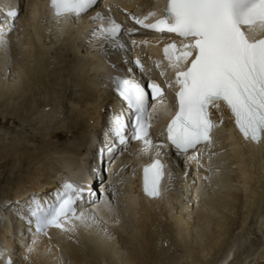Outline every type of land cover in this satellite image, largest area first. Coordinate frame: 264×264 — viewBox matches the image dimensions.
<instances>
[{
	"label": "bare ground",
	"instance_id": "obj_1",
	"mask_svg": "<svg viewBox=\"0 0 264 264\" xmlns=\"http://www.w3.org/2000/svg\"><path fill=\"white\" fill-rule=\"evenodd\" d=\"M20 2L21 0H0V26L4 28V38L7 40L6 46H0V108H6L5 111L9 115L7 117L13 120V124L19 123L16 118L20 121L25 118L24 111H32L31 116H36L37 120L43 119L41 121L43 123L57 122L60 119V109L59 118H57V112H51L53 108L48 107H52V102L60 103L57 100H60L62 91L70 87L66 84L68 78L65 73L67 70L70 72L72 67H58L57 61L54 60H58V57L66 52L62 50H67L70 56L77 59L75 69L73 67L71 71L77 72L74 82L75 89L82 94L80 107L77 108L78 104L74 107L73 101L66 103L68 111L72 112V117L69 115L73 119V122L69 124L70 130L67 126L65 131L58 129L45 136L62 139L69 131L74 130L77 139L83 143V149L79 148L82 145L76 142L68 143L69 140L66 141L68 144H50L41 147L32 145L31 147L27 138H20L21 141L15 140L14 148L0 146V163H2L0 169L7 168L5 169L7 173H15L13 179L7 177L0 180V188L5 189L4 192H0V253H3L0 264H5L9 258L13 264H172L181 261H185V264H196L198 261L207 259V256L216 248L219 239L234 224L232 215L234 216L238 211L242 217L239 228L251 217L255 230L261 236L260 245L253 250L250 249L252 247H249V242L248 248L245 245L248 251L250 249V255L259 254L252 263L264 264V252H260L264 250L262 231L264 229H262L264 225V142L254 144L250 140L240 138L230 128L226 111L223 112L226 118L219 123V126L225 128L222 133L225 144L222 143L216 149L219 151V156L214 158L209 154L214 150L212 146L216 144L215 128L212 143L203 148H197L193 151L195 154L187 157L189 166L193 167L188 175L184 172L181 161L178 165L176 164L178 174L176 173V180L173 182L169 180L173 173L164 169L165 177L161 182L159 196L150 197L141 192L144 174L139 166L147 165L154 159L165 163L168 145L158 138L163 134L164 126L160 127L159 123L154 125L158 137L155 135L152 139L153 146L166 145L160 150L158 156L155 147L148 152H142L141 141L131 144L130 150L126 146L120 149L117 142L110 141L112 136L109 134L110 122L121 111L114 95L111 77L120 73L122 65L116 67V63L123 62V66L128 68L126 60L135 58V62H141L143 57L145 64L151 67L153 64L148 62L150 55H155L157 52V46L152 45L154 40L146 41L145 37L138 34L142 32L129 18H140L145 15L144 13L148 15L149 12L157 10L161 0H106L105 6L100 11L105 14L113 13V11L121 12L122 25L128 28L127 41H124L123 48L104 44L106 41L93 35V31L101 26L100 22L94 19L97 12H90L80 18H57L49 6V0H27L26 12L23 8L21 13L24 15L20 14L16 17L14 30L9 32L8 25L11 21L5 14L9 9H15L18 12L22 5ZM99 2L100 0H97L94 10ZM145 2L150 3L147 9H143ZM60 39L65 42L57 47ZM134 41L138 43L134 44ZM96 44L101 45L100 52H88L87 49ZM80 48L85 49L84 54L87 53L89 56L83 55L85 58L81 59ZM48 51L53 52L50 59L54 61L53 64L47 63L49 53L46 52ZM155 59L158 57L155 56ZM159 67L156 66V68ZM43 68L45 71L47 69V72L51 70V74L54 72L50 82L54 80L60 83L59 88L55 87L51 90L52 88L49 87L51 85L43 78ZM59 68L64 70L63 76H60L61 73L58 74ZM161 68L167 69L166 66ZM144 71L152 72L144 68L135 73L143 78ZM155 83L159 84V81ZM40 84L45 85L43 90H38L37 87ZM41 95L45 98L53 95L55 100L47 102L36 98ZM11 99L17 100L19 106L11 105L9 103ZM6 103L8 104L5 105ZM64 104V101H61L60 105ZM154 104L163 106L157 101H154ZM103 109L104 112H102ZM44 111L49 116L45 115ZM0 116V120L7 119L2 117V113ZM6 121V123L3 122L4 126L8 124V120ZM86 121L87 124H91L87 126L91 133L99 129V134L95 132L99 141L97 149L93 150L92 158H88L90 167L95 170L89 180H83L84 176L76 177L82 162L79 159L84 157L85 149H88L94 141L92 134L88 136L89 133H83ZM38 137L33 139H40ZM43 138H45L44 135ZM115 150H117L116 154ZM97 151L100 153L104 151L102 157L95 154ZM123 151L126 153L120 155ZM16 155H18L19 163L17 167ZM226 155L228 161L225 159ZM231 158L234 159L233 164L228 167ZM50 160L53 164L48 166L47 162ZM107 161L109 162L105 164ZM226 161L229 163L226 164ZM223 164H226L225 169L228 170L229 176L231 173H237L234 179L229 180L230 183H227L228 178H226L227 182L220 185L222 177L218 171L220 173ZM24 167L30 168H27V172L18 174ZM15 168L16 171H12ZM5 180L10 181L8 186L6 185L7 188H4L5 185L2 184ZM65 183L83 186L82 197L85 199L82 205L76 204V210L77 215L82 212L89 217L87 223H81L69 217L64 227L74 230L63 231L60 228L49 227L46 235L36 234L35 224L26 225L27 220L24 218L31 199L35 197L41 201L51 202L56 192L61 190ZM98 184L100 186L97 187ZM222 189L225 190L220 197ZM121 204L126 205V211H128L126 218H121ZM218 211L222 214L226 213L223 220L215 217ZM158 223L162 226L167 223L168 226L158 231L159 226H156ZM211 229L215 237L213 234L211 236L213 233ZM167 237L171 241L169 246L163 240ZM120 241H122L121 245H119ZM232 242L234 243L230 251L217 264H231L235 260L236 249L241 248L243 244L239 245L234 240ZM191 243L195 247H192ZM172 246L180 248L179 259L171 254ZM29 247L33 249L30 253L27 251ZM259 249V253L256 254ZM25 256L28 259H25ZM247 261H249L248 258L242 264H248Z\"/></svg>",
	"mask_w": 264,
	"mask_h": 264
},
{
	"label": "snow or ice",
	"instance_id": "obj_2",
	"mask_svg": "<svg viewBox=\"0 0 264 264\" xmlns=\"http://www.w3.org/2000/svg\"><path fill=\"white\" fill-rule=\"evenodd\" d=\"M96 3L97 0H50V8L57 18H80ZM5 15L11 21L10 32L18 12L9 9ZM94 19L101 24L93 31L94 36L124 47L119 39V24L99 12ZM135 19L143 28L171 36L163 54L172 76L167 87L174 93V105L167 107L164 92L155 82L145 86L134 78L113 77L114 91L126 102L130 118L116 115L111 120L115 140L124 144L130 134L131 139L142 142V152L155 147L157 156L166 146H153L150 138L148 109H155L150 104V89L151 100L164 105L168 114L167 141L179 153L187 155L202 143L210 145L213 129L222 123L212 117L216 113L222 116L225 110L245 140L264 142V0H166L159 13L153 11L143 20ZM6 44L4 28L0 26V46ZM161 168L159 160L144 168V191L149 196L160 194L157 185ZM150 171L154 172L151 186ZM83 192V186L65 183L51 202L33 197L24 218L29 225L35 224L36 234L46 235L49 227L72 231L64 227L69 217L85 224L89 219L82 212L77 215L76 204ZM27 251L33 249L29 247ZM5 264L13 261L9 258Z\"/></svg>",
	"mask_w": 264,
	"mask_h": 264
},
{
	"label": "rangeland",
	"instance_id": "obj_3",
	"mask_svg": "<svg viewBox=\"0 0 264 264\" xmlns=\"http://www.w3.org/2000/svg\"><path fill=\"white\" fill-rule=\"evenodd\" d=\"M23 1V2H22ZM26 2H27V0H21V2H20V5H21V7H20V10L18 11V15H20V14H22L21 13V11H22V9L23 8H25V9H23V10H25V12H26ZM24 4V5H23ZM147 7L149 8L150 7V3H148V2H145V4L143 3V9H147ZM24 14H22V16H23ZM22 18H20V20H21ZM93 37V36H92ZM62 39H60V42L58 43V45H56L57 47L58 46H60L63 42H65L64 40H62ZM136 41V40H135ZM134 41V44L135 43H138V42H135ZM55 46V47H56ZM21 48V47H20ZM81 50H80V53H79V56H80V58L81 59H84L85 57H88L89 55H87V53H85L84 54V52H86L85 51V49H83V48H80ZM89 49H91L90 47H89ZM89 49H87V50H89ZM22 50V49H21ZM84 50V51H83ZM23 51V50H22ZM52 51V50H51ZM51 51H48V52H46L48 55H49V57L47 56V60H48V58H49V60L47 61V63H49V64H53L54 63V61H57V64H58V67H64V66H67V68H70V66L72 67V68H70V72H68V70H67V73H65V75H67L66 77L68 78V80H67V82H66V84H68V86H70V87H68V89L66 90V89H64L63 91H62V93H61V97H60V100L58 99L57 100V102L58 101H60V103H58V104H55V103H53L52 101L53 100H55V98H53V95L51 96V97H44V96H38V97H36L37 99H42V101H47V102H52V107H48V108H53V110H51V112H57V118H59V109H60V119H58L57 120V122H55L54 121V123H49V122H41V121H43V119H36V116H31V113H32V111L31 112H23L24 113V115H25V118H23V120H19V118H16L18 121H19V123H12L13 122V120H11V119H8V117L7 116H9L7 113H6V108L4 107V108H0V114L2 113V117L3 118H6L7 117V119H4V120H0V146L1 147H8V148H14L15 147V145H16V141H21L20 140V138H22V139H24V138H27V139H29V144L31 145V147H32V145L34 146V147H41L42 145L43 146H47V145H50V144H56V145H61V144H68V143H71V142H76V144H80V145H82L83 143L81 142V141H79L78 139H77V134H76V132L74 131V130H72V131H69L68 133H67V136L66 137H63L62 139H57V138H52L50 135H49V137L47 138L45 135H48L49 133H52V132H54V131H56V130H58V129H60V130H67V126H68V128H69V130H70V128H71V126L69 125L71 122H73V119L72 118H70V116L72 115V112H70V111H68V109H67V104L66 103H68V102H71V101H73L74 102V104H75V106L74 107H76V104H78V107L77 108H79L80 107V100L82 99V97H80L82 94L81 93H79V92H77V90L75 89L76 88V84H75V82H74V77H77V72H75V70H74V72H72L73 71V67H74V69H75V64H76V62H77V59L76 58H73L72 56H70L69 55V53H68V51L67 50H62V51H66L65 53H62L59 57H58V60L56 59V60H54V61H50V59L52 58L51 56V54L53 53V52H51ZM83 55L85 56V57H83ZM87 55V56H86ZM78 56V57H79ZM83 57V58H82ZM43 73L42 74H44V76H43V78L44 79H46V81H47V83L49 84V85H51V86H49V87H51L52 89L51 90H54V88L55 87H57V88H59V84L60 83H56V81H54V80H52V82H50V78H51V76L54 74V72H52V74H51V70H49L48 72H47V69H46V71H45V69L43 68ZM72 70V71H71ZM50 72V73H49ZM11 73V72H10ZM61 73V74H60ZM47 74H51V75H49V76H47ZM58 74H60V76H63L64 75V70H60V68H59V71H58ZM10 77H12L11 75H10ZM49 80V81H48ZM35 82H37V81H35ZM72 86V87H71ZM41 87V88H40ZM44 87H45V85L44 84H40V86L39 87H37L38 88V90L39 89H44ZM74 87V88H73ZM71 88V89H70ZM50 90V89H49ZM71 91V92H70ZM74 91H75V93H74ZM64 94V95H63ZM78 97H79V99H78ZM84 97V96H83ZM72 99V100H71ZM2 101V100H1ZM61 101H64V105H66V107L64 106V105H60L61 104ZM76 102V103H75ZM9 103L11 104V105H17V107L19 106V104H18V102H17V100H14V99H11L10 101H9ZM8 103H6L5 105H7ZM58 105V106H57ZM106 106H108L107 104H106ZM105 106V107H106ZM20 108V107H19ZM44 112H46V111H44ZM6 113V114H5ZM28 113V114H27ZM4 115V116H3ZM45 115H47V116H49V114H47V112L45 113ZM45 115H40V116H45ZM70 115V116H69ZM1 117V116H0ZM29 117V118H28ZM72 117V116H71ZM67 119V120H66ZM6 120H8V124L7 125H3V122L4 123H6L7 121ZM69 120H72V121H69ZM6 121V122H5ZM11 121V122H10ZM46 121V120H45ZM46 123H48V124H46ZM88 122L86 121V123H85V130H84V134H88V136H91V134L93 135V137H94V141L91 143V145L89 146V148L87 149H85V151H84V153H85V155H84V157L83 158H80L79 160L80 161H82L81 162V167H80V169L78 170V172H77V174H76V177L77 176H84L83 178V180H85V179H87V180H89V179H91V175L93 174V171H95L94 169L92 170V168L90 167V165H89V159H90V157L92 158V156H93V154H94V151H95V149H97L96 147H97V145H98V143H99V141H97V138H98V135H96L95 136V132L97 131V133L99 134V129H96L95 130V132L93 133H91V130H90V128H88L87 126H91V124H87ZM81 124V123H80ZM79 124V125H80ZM87 124V125H86ZM109 126V125H108ZM80 127V126H79ZM109 128H110V126H109ZM108 127H107V129H109ZM106 129V130H107ZM80 131V130H79ZM78 131V132H79ZM96 133V134H97ZM43 135H44V137L45 138H43ZM36 136H39L38 138H40V139H37V138H35V139H33L34 137H36ZM72 138V139H71ZM16 140V141H15ZM45 140V141H44ZM69 140V141H68ZM15 141V142H14ZM61 141V142H60ZM66 141H68V143L66 142ZM71 141V142H70ZM79 142V143H78ZM14 144V145H13ZM14 146V147H13ZM128 147V146H127ZM79 148H82L83 149V145L82 146H79ZM132 148V145H130L129 146V150ZM94 150V151H93ZM128 150V151H129ZM216 150V149H215ZM81 152V151H80ZM216 152L218 153L219 151L218 150H216ZM106 153V152H105ZM124 153H126L125 151H123L120 155H124ZM97 156H101L102 157V155L104 154V151H101V153L100 152H98L97 151V153H95ZM227 156V155H226ZM18 158V155H16L15 156V159H17ZM89 158V159H88ZM227 161L229 160L228 159V156H227V158H225ZM231 160L233 161L234 159L233 158H231ZM230 160V162L231 163H229V162H227L226 164H228L229 166L228 167H231V165H232V161ZM49 163V164H48ZM52 162H51V160L49 161V162H47V164H48V166L50 165H52L51 164ZM0 164H2V163H0ZM226 164H223L222 165V167L223 168H221V171H220V173H219V171H218V174L222 177V179H220V180H222V184H220V185H223V183L224 182H227V183H230V181L232 180V179H234L233 177H235L236 175H235V173H237V172H235V173H231L230 174V176H229V172H228V170L227 169H225L226 167H225V165ZM1 166V165H0ZM17 166H19V163H18V159H17V163H16V167ZM233 167V166H232ZM28 169L30 168V167H27ZM27 168H22L21 169V172L19 171L18 172V174H21V173H25V172H27L28 171V169ZM45 168H47V167H45ZM122 168H123V166H122ZM234 168V167H233ZM3 169V170H2ZM7 170V168H1L0 169V173H1V175H0V180H3L4 178L5 179H7V177L8 178H10V179H13L14 177H15V173H12V172H9V173H7L6 172V170ZM27 169V170H26ZM48 169V168H47ZM124 169V168H123ZM88 170V171H87ZM92 170V171H91ZM213 171H214V169H212ZM12 171H16V168L15 169H13ZM121 171H123V170H121ZM7 173V175H5ZM227 173H228V176H227ZM235 175V176H234ZM6 176V177H5ZM126 176V175H125ZM90 177V178H89ZM61 178H63V176L61 177ZM125 178V177H124ZM224 178V179H223ZM226 178H228V180L226 181ZM225 180V181H224ZM230 180V181H229ZM59 180H57V182H58ZM81 181V180H80ZM10 181H3L2 182V184H4L5 186H4V188H7V184L9 183ZM87 182V181H86ZM55 184V183H54ZM225 184V183H224ZM7 185V186H6ZM9 186H12V185H9ZM99 186V184L97 185V187ZM219 186V185H218ZM96 187V188H97ZM227 189H228V186L226 187ZM225 188V189H226ZM224 189V190H225ZM4 191H5V189H3ZM2 190V187L0 188V192H4ZM223 189H222V191H220V197H222V195L224 194V193H222L223 191H224ZM240 190V189H239ZM263 190V189H262ZM15 200V199H14ZM11 204V203H10ZM120 206H124L123 208L121 207L120 208V212L122 213L120 216H121V218L123 217V218H126L125 216H127L128 215V211H126V205L125 204H121ZM228 209H229V207H228ZM219 212V211H218ZM240 211H238L237 213H235L234 214V216L232 215V218H233V220L234 221H236V222H234L233 221V223L235 224H233L232 225V227L230 228V230L229 231H227V233L226 234H224L220 239H219V242H218V244H217V246H216V248L214 249V250H212V253L211 254H209V256H207V259H203V260H201V261H198L196 264H217V263H219L226 255H227V253L230 251V249H231V245H232V243H234V242H232L233 240L237 243V244H239V245H242L241 246V248H239V249H236V253H235V260L231 263V264H242L245 260H247V258L249 259V261H247V263L249 264H253L252 262L254 261V260H256L255 259V257H257V256H259V254L257 255V256H255V254H252V255H250V249H252L253 250V248H256L258 245H260V234L259 233H257V230H255V225L254 224H252L253 223V219L251 218V217H249L248 219H247V221H246V223L242 226V227H240L239 228V226H240V221H241V219H242V217H241V215H240V213H239ZM126 214V215H125ZM225 215H226V213H224ZM224 214H222L221 212H219L215 217L216 218H218L219 220H223L224 219V217H225V215ZM251 218V219H250ZM240 219V220H239ZM250 219V220H249ZM25 223V222H24ZM26 225H28V222L26 221V223H25ZM161 224V223H160ZM159 223L158 224H156V226H159V227H157L158 228V231L160 230V229H162V230H164L165 229V227L166 226H168L167 225V223L165 224L164 223V225L162 226V225H160ZM254 225V226H253ZM247 227V228H246ZM264 228V225L262 226V229ZM155 230H157V229H155ZM34 231V230H33ZM263 231V233H264V229L262 230ZM35 233H36V231H34ZM211 232H213V233H211V236H213L214 235V231H213V229H211ZM152 233H153V231H152ZM213 234V235H212ZM210 236V237H211ZM216 235H214L213 237H215ZM156 237V236H155ZM235 237V238H234ZM246 238V239H245ZM240 239V240H239ZM242 239V240H241ZM156 240H158V238L156 237ZM163 240H165V242H166V244L169 246L171 243V241H169V238L167 237V239H163ZM218 240V239H217ZM249 240V241H248ZM241 242H243V243H241ZM248 242H249V247L251 246L252 248H250L249 249V251L247 250V244H248ZM194 245L196 244V243H194V242H192ZM190 244V245H193V244ZM122 244V241H120L119 242V245H121ZM192 246V247H195V246ZM245 245H246V247H245ZM173 248H171L170 247V252H172L171 254L172 255H175L178 259H179V257H180V254H181V251H180V248L179 247H174V246H172ZM264 247V246H263ZM244 248V249H243ZM261 249H262V247H261ZM264 249V248H263ZM262 249V250H263ZM238 250V251H237ZM239 250H241V251H239ZM259 251H260V249L256 252V254L257 253H259ZM125 252H126V249H125ZM169 252V253H170ZM239 252V253H238ZM249 252V253H248ZM261 253L262 252H264V250L263 251H260ZM238 253V254H237ZM248 254V255H247ZM249 256H254L253 258L252 257H249ZM124 258H125V254H124V256H123ZM253 259V260H252ZM243 260V261H242ZM176 262H178V260H176ZM172 264H185V261H181L180 263L178 262V263H172Z\"/></svg>",
	"mask_w": 264,
	"mask_h": 264
}]
</instances>
